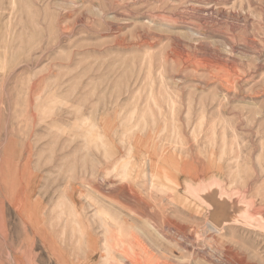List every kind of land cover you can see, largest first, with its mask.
I'll return each instance as SVG.
<instances>
[{
    "label": "rangeland",
    "instance_id": "374dc122",
    "mask_svg": "<svg viewBox=\"0 0 264 264\" xmlns=\"http://www.w3.org/2000/svg\"><path fill=\"white\" fill-rule=\"evenodd\" d=\"M0 264H264V0H0Z\"/></svg>",
    "mask_w": 264,
    "mask_h": 264
}]
</instances>
